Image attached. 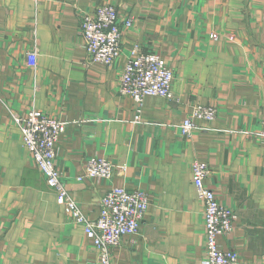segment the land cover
Here are the masks:
<instances>
[{
  "label": "crops",
  "instance_id": "0c3cea01",
  "mask_svg": "<svg viewBox=\"0 0 264 264\" xmlns=\"http://www.w3.org/2000/svg\"><path fill=\"white\" fill-rule=\"evenodd\" d=\"M116 6L123 27L112 66L87 60L81 17ZM214 37L211 38L210 36ZM37 45L35 68L26 53ZM155 52L173 71L175 99L146 96L140 118L120 95L122 68L134 49ZM177 99V100H176ZM196 103L216 107L212 121L180 124ZM37 109L68 122L55 165L88 218L111 187L140 189L148 206L134 235L112 249V264H204V185L234 214L217 237L237 264H264V0H0V264H99L98 253L56 203L7 107ZM107 158L121 174L77 178L86 161Z\"/></svg>",
  "mask_w": 264,
  "mask_h": 264
},
{
  "label": "built area",
  "instance_id": "2783aa9c",
  "mask_svg": "<svg viewBox=\"0 0 264 264\" xmlns=\"http://www.w3.org/2000/svg\"><path fill=\"white\" fill-rule=\"evenodd\" d=\"M131 24V19L120 22L116 6L109 3L99 4L93 11L84 13L81 17L80 33L88 62L112 66L120 56L122 29ZM37 54L38 49L34 41L33 47L26 53L29 67L35 68ZM173 79V71L155 52L135 48L123 65L118 93L134 100L137 113L135 120L138 121L146 96L175 99L172 92ZM7 110L20 131L23 145L31 154L47 186L54 192L56 203L73 222L83 227L84 235L97 250L98 263L112 264V249L120 244L123 236L134 235L139 231L140 222L148 206L147 193L140 189L111 187L98 203V216L95 219L88 218L67 189L55 165L57 142L68 122L48 116L37 109L22 114L9 107ZM216 113L215 106L196 103L181 122V133L183 136H190L196 128L194 120L212 121ZM257 139L264 144V117L260 121ZM122 172L123 167H115L105 157L94 156L86 161L84 173L77 179H110L114 174ZM209 173L210 167L207 163L193 161L192 183L197 198L203 203L204 264H237L238 255L233 251L222 250L217 243L218 236L232 230L234 214L231 209L221 205L214 192L204 185V179Z\"/></svg>",
  "mask_w": 264,
  "mask_h": 264
}]
</instances>
